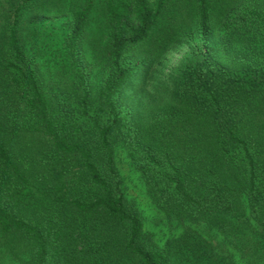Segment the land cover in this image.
<instances>
[{
	"label": "trees",
	"instance_id": "trees-1",
	"mask_svg": "<svg viewBox=\"0 0 264 264\" xmlns=\"http://www.w3.org/2000/svg\"><path fill=\"white\" fill-rule=\"evenodd\" d=\"M96 9L106 76L92 98L81 44ZM36 10L68 17L61 47L27 20ZM220 24L251 48L241 69L206 55ZM192 27L203 56L174 72L171 108L145 122L118 108L132 77ZM114 138L159 209L195 225L233 215L232 240L262 262L264 0H0V264H174L142 239Z\"/></svg>",
	"mask_w": 264,
	"mask_h": 264
},
{
	"label": "rangeland",
	"instance_id": "rangeland-1",
	"mask_svg": "<svg viewBox=\"0 0 264 264\" xmlns=\"http://www.w3.org/2000/svg\"><path fill=\"white\" fill-rule=\"evenodd\" d=\"M26 17L44 34V40L51 46H62L69 27L67 16L45 15L43 11L36 10ZM103 26L102 11L93 10L90 28L81 44V63L89 70L92 98L106 76L96 58L107 39ZM202 49L196 28H189L184 38L173 42L154 62L144 65L132 77L117 97V107L127 109L138 122H145L156 111L169 110L176 86L174 72L187 61L203 56ZM250 49L249 46L244 48L241 39L233 33H225L220 24L210 34L205 52L212 63L238 70L242 68ZM113 141L114 163L124 198L127 206L140 215L142 239L148 246L169 249L174 264H264V260L255 262L257 254H247L250 251L247 242L232 240V236H239L235 229L238 223L233 215L204 214L200 223L195 225L189 219L177 222L165 214L157 207L141 175L131 165L124 142L116 138ZM238 201L236 212L240 213L246 209L245 201L243 197ZM255 251L259 253L257 249Z\"/></svg>",
	"mask_w": 264,
	"mask_h": 264
}]
</instances>
